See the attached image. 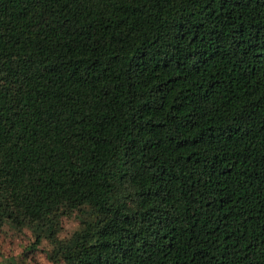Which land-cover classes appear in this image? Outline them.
<instances>
[{"label":"trees","instance_id":"obj_1","mask_svg":"<svg viewBox=\"0 0 264 264\" xmlns=\"http://www.w3.org/2000/svg\"><path fill=\"white\" fill-rule=\"evenodd\" d=\"M0 220L54 264H264V0H0Z\"/></svg>","mask_w":264,"mask_h":264},{"label":"rangeland","instance_id":"obj_2","mask_svg":"<svg viewBox=\"0 0 264 264\" xmlns=\"http://www.w3.org/2000/svg\"><path fill=\"white\" fill-rule=\"evenodd\" d=\"M74 223L65 219V229ZM18 231L7 222L0 220V264H54L48 257L50 245L45 239L33 243L34 236L29 228Z\"/></svg>","mask_w":264,"mask_h":264}]
</instances>
